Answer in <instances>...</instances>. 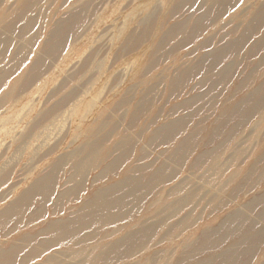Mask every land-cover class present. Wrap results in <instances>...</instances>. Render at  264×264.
Instances as JSON below:
<instances>
[{"label":"rangeland","instance_id":"374dc122","mask_svg":"<svg viewBox=\"0 0 264 264\" xmlns=\"http://www.w3.org/2000/svg\"><path fill=\"white\" fill-rule=\"evenodd\" d=\"M23 5L20 17L0 20V264H173L180 245L199 244L209 222L233 211L262 231L249 252L223 254L224 264H264V178L247 171L264 158V0H0V16ZM226 105L234 116L215 124ZM94 123L93 143L129 137L142 154L136 166L168 172L107 227L65 241L44 228L71 219L102 185L105 161L81 160L77 171L72 155ZM162 125L183 126L187 143L196 129L203 143L170 161L158 138L145 137ZM132 231L139 246L126 255L133 244L114 240Z\"/></svg>","mask_w":264,"mask_h":264},{"label":"bare ground","instance_id":"6f19581e","mask_svg":"<svg viewBox=\"0 0 264 264\" xmlns=\"http://www.w3.org/2000/svg\"><path fill=\"white\" fill-rule=\"evenodd\" d=\"M185 1H188V0H185ZM213 3H215V2H213ZM24 7L25 6L23 5L18 12H15L13 15L11 14V16H9V17L1 15L0 16L1 22L9 23L13 19L20 17L23 14L22 12L24 11ZM180 26L181 25H179V27ZM163 41H165V38ZM218 56L219 55H217V58H215V57L214 58L218 59ZM212 64L215 66L214 63H212ZM214 66L211 65L210 68H212ZM205 80L207 81V78ZM202 81H203V79H202ZM252 98L254 99L255 96L254 95L245 96L243 98V100L239 103H241V104H242V102L246 103V104H247V102L251 103L253 101ZM246 104H244V105L246 106ZM244 105H243V107H244ZM227 106L228 105H226V110L225 111L223 110L224 112L220 114V116H219L220 118L218 119V121H216V123H215V121H213L215 124L220 125V126L226 125V123L232 118L233 112L231 113V115L228 114V113H230L231 110ZM238 107H239V104H238ZM238 107H236L237 110H239ZM236 108H232V110L235 109V111H236ZM244 108H242V110ZM243 111H247V110H243ZM243 111H240V112H243ZM236 113H237V111H236ZM243 114H245V112H243ZM134 121L136 123V120H133V123H134ZM142 124H144V123H142ZM142 124L140 126H142ZM97 126H99V125L94 123V126L90 127V129H88L89 132L85 137V141L83 142L82 145H80V147L78 149H75L73 151L72 155L77 157V161L74 163L75 170H77V171L82 170V168L79 167L81 160H83V161L87 160L93 167H97L103 161H105L104 167L100 170L101 171V177L104 178L103 180H101L102 185L101 186L98 185L94 189H92V190L90 189L88 191V193L84 197V199L79 203V205H77V207L71 213V214H73L71 219H67V216H63V217L57 219L56 222L50 223L47 228H44L50 234H53V235L57 234V236H61L62 238L65 239V241H69V240L71 241L73 238H77V237H86V236L90 235V233H91L90 229H93L94 227H96V228H104V226L107 227L109 225V223H111V222H109V220L111 218L117 219L118 217H120L122 215L121 209L124 208L125 205L128 206L127 203L133 204L134 202H136V199L139 200L140 198L143 197L144 194L146 195L149 192V189L152 188L156 184L153 182L151 183V180H152L151 177L152 178L157 177V173H159V172H160V175H161V173H165L163 175H167L166 172H168V171H166L167 165H165L164 163H155L154 165H152L151 169H149V167L147 168V167H142V166H136V160L142 154L140 153V155H137V157L135 156V153H134V151H135V145L134 144L135 143H131L129 140L130 139L129 137H128L129 139L126 137H122V135L120 137V136H118L117 133L114 132V134L112 136V137H114V140L112 141V143L107 142L109 140L107 138L105 140H103L102 142L93 143L94 141L90 138H92V136H94L96 134V131H98L99 128ZM179 127H180V125H179ZM179 127L177 128V127H172V126L169 127L168 125H162V126H160L159 130L153 129L149 133H147V135L149 134L148 136L145 133L146 131H144L142 134L144 136L146 135L145 137L148 140H151L154 138H158L160 140L161 147H164L162 152H161V154L164 157L168 158L170 161H172L173 159L179 160L180 158H182V156H184L185 153H187V152L191 153V151L196 146L199 147L200 143H203L201 140L196 138L197 132H198V130H196V129L191 130L192 135H193V141L190 143L184 142L183 138H179V136L182 134V127L183 126L181 128H179ZM195 128H197V127H195ZM175 129L178 130L177 134L173 132ZM110 132H112V131H110ZM173 134H174V137H173ZM177 135H179V136H177ZM217 135L218 134L215 133V136H213V138L215 137L217 139L218 138ZM123 136H126V135H123ZM88 139L92 140V141H89ZM171 139L175 140L174 145L172 142H170ZM200 139H202V138H200ZM202 140H205V139H202ZM106 142H107V144H106ZM170 143H172V144H170ZM217 144H219V143H217ZM201 145H203V144H201ZM131 150H132V153L130 152L131 154L130 153L126 154L127 151L129 152ZM130 155L132 156L131 157L132 160L129 161ZM261 157H264V152H263ZM107 159H108V161H107ZM258 160L259 159H257L247 169L248 173H250V175H251L250 176L251 178H252V175L254 173L255 174L253 177L256 178V177L261 176L262 178H264V172L261 171L262 166L264 167V165H262V164H264V158H263V161L261 162V164L256 165ZM125 161L127 163L124 164L123 167L121 166L120 169L117 171L116 168L119 167V165H123V162H125ZM197 161L198 160L196 159L195 162H197ZM113 170L117 171V172H115L116 174L113 173ZM240 171H242V170H240ZM160 175H158V176H160ZM157 179H158V177H157ZM43 183H45L44 179H38L33 184L31 190H33L34 188H37L38 186L42 185ZM175 188H177L176 189V191H177L181 188V185L179 184ZM31 195L32 194L26 196V198H24V196L20 197L18 199V203H17V205H19V204L20 205L17 208H19L22 205H26L28 201H24V200L30 198ZM194 196H195V194H194ZM260 196H261V198L264 197V193H262V195H260ZM192 199H193L192 196L191 197L185 196L184 198H181V201H182V204H184V203L187 204V202H189V201L191 203ZM256 200H259V199H256ZM219 201L220 200L218 199V201H216V202L219 203ZM181 205H180L179 209L182 208ZM248 206H249L248 207L249 210L252 209V210H256L258 212H261L263 210L260 208L258 209L257 205L249 204ZM17 208H7L5 213H4V215L5 214L7 215L5 218H7L9 216V217H11L12 220H16L17 218L15 217V215L13 213L15 212V210ZM233 212H235V213H233ZM233 212L226 214L224 218L222 217L221 219H219L217 221H212V223L214 222V224L217 222L215 225H211V222H209L208 223L209 225L207 224V227H205L206 230L203 231L201 236H199V238H198L199 244L196 241L195 243H192L190 245H187V244L180 245L177 253H175L177 255L174 254V251L177 248V247H175L172 250L174 255L171 254L174 256V258H172L173 259L172 263L173 264H212L213 260L216 259L218 262L216 264H224V261L222 260L224 257L223 254H225V256H226L229 253H230L229 255H233V254L238 253L240 251H243L246 253L249 252L250 251L249 249L252 247L257 236L262 231V228L260 226H258V224L254 223V222L250 221L248 218H246V215L244 213L237 212V211H233ZM192 213H193V211L190 212L189 215H187V216L189 218H191ZM169 214H171V213L169 212ZM160 220H159V223L158 222L157 223L161 227L162 225H165L164 223H166V221L164 219H162V220H164L165 222H162ZM107 222H109V223H107ZM180 223H183V222H180ZM118 227L119 226H116L113 229H116ZM144 228L145 227H143L141 229V232L148 230V228H145V230H144ZM209 231H210V233H208ZM138 240H139V238H138ZM246 240L248 241L247 242L248 245L244 244V242ZM125 241L126 242L129 241L128 245H130L129 244L130 242H131V244H133V246L131 245V246L127 247V245H126L127 248L124 247L125 249L123 251L126 255H129L130 252L133 253L135 251L134 249L139 246V244L136 243L137 242L136 241V232H134V231L123 233L122 236H120L119 238L114 240V242H125ZM135 245H137V246H135ZM210 248H214L217 251V253L206 254L207 251L211 250ZM171 255L169 254L170 257L168 258V260H171ZM0 256L2 257V250L0 251ZM217 257H218V259H217ZM234 259H236V258H234Z\"/></svg>","mask_w":264,"mask_h":264}]
</instances>
